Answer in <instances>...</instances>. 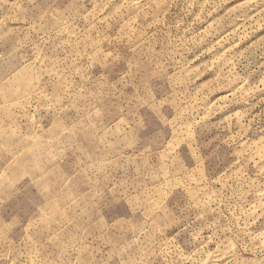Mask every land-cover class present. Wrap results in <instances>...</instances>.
Listing matches in <instances>:
<instances>
[{
  "label": "rangeland",
  "instance_id": "obj_1",
  "mask_svg": "<svg viewBox=\"0 0 264 264\" xmlns=\"http://www.w3.org/2000/svg\"><path fill=\"white\" fill-rule=\"evenodd\" d=\"M0 264H264V0H0Z\"/></svg>",
  "mask_w": 264,
  "mask_h": 264
}]
</instances>
